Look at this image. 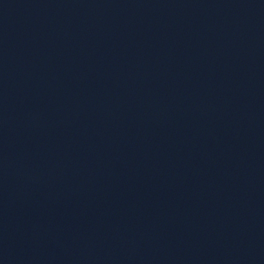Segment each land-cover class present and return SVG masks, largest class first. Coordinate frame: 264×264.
<instances>
[{
  "label": "water",
  "instance_id": "95a60500",
  "mask_svg": "<svg viewBox=\"0 0 264 264\" xmlns=\"http://www.w3.org/2000/svg\"><path fill=\"white\" fill-rule=\"evenodd\" d=\"M0 264H264V0H0Z\"/></svg>",
  "mask_w": 264,
  "mask_h": 264
}]
</instances>
